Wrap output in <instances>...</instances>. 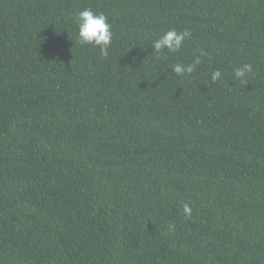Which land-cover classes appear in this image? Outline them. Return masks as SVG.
<instances>
[{
    "label": "trees",
    "instance_id": "trees-1",
    "mask_svg": "<svg viewBox=\"0 0 264 264\" xmlns=\"http://www.w3.org/2000/svg\"><path fill=\"white\" fill-rule=\"evenodd\" d=\"M0 264H264V0H0Z\"/></svg>",
    "mask_w": 264,
    "mask_h": 264
},
{
    "label": "clouds",
    "instance_id": "clouds-1",
    "mask_svg": "<svg viewBox=\"0 0 264 264\" xmlns=\"http://www.w3.org/2000/svg\"><path fill=\"white\" fill-rule=\"evenodd\" d=\"M75 24L77 27V42L84 45H91L98 48L102 56H107L109 48L113 40L112 25L108 17L103 13L94 12L91 8H85L79 11L75 17ZM190 33L185 30L177 33L174 29L165 32L158 39L152 42V48L156 53H162L165 49L169 52H178L182 47L183 41ZM201 55L205 53L201 52ZM200 60L197 59L191 64H176L173 71L177 75H185L192 73L195 70ZM252 71V65L243 64L241 67L234 68L235 79L242 82L246 81L247 74ZM221 77V72L216 70L211 75V81L214 83ZM187 211V206H185Z\"/></svg>",
    "mask_w": 264,
    "mask_h": 264
}]
</instances>
